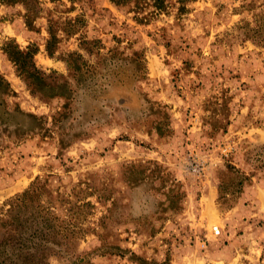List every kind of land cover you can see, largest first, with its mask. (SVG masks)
<instances>
[{"label": "rangeland", "instance_id": "374dc122", "mask_svg": "<svg viewBox=\"0 0 264 264\" xmlns=\"http://www.w3.org/2000/svg\"><path fill=\"white\" fill-rule=\"evenodd\" d=\"M154 2L0 0V264H264L258 11Z\"/></svg>", "mask_w": 264, "mask_h": 264}, {"label": "trees", "instance_id": "16d2710c", "mask_svg": "<svg viewBox=\"0 0 264 264\" xmlns=\"http://www.w3.org/2000/svg\"><path fill=\"white\" fill-rule=\"evenodd\" d=\"M127 0H112L113 3L120 5L124 4ZM134 1L136 6L138 5H147L152 0H129V2ZM163 0H156V5L161 4ZM254 2L253 6H255V11H258L254 14V23L255 26L249 30L250 38H252L256 43L264 45V0H252ZM15 49L13 51V62L18 67H26V74L31 77L41 72L37 69L33 57L36 54V50L33 47L28 46L26 50H21L18 45L13 47ZM21 73L24 70H20ZM42 74V73H41ZM42 80V79H41ZM13 90L10 87V84L7 80H5L2 76H0V119L3 117L4 113L8 115V111L6 109L7 103L6 99L11 97L13 94Z\"/></svg>", "mask_w": 264, "mask_h": 264}]
</instances>
